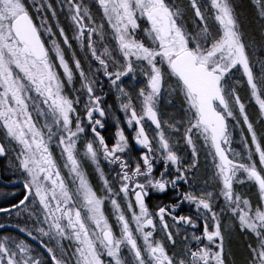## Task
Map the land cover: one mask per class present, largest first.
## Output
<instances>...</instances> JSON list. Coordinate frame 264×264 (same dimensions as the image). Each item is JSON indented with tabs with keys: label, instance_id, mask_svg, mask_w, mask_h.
<instances>
[{
	"label": "snow or ice",
	"instance_id": "obj_1",
	"mask_svg": "<svg viewBox=\"0 0 264 264\" xmlns=\"http://www.w3.org/2000/svg\"><path fill=\"white\" fill-rule=\"evenodd\" d=\"M0 264H264V0H0Z\"/></svg>",
	"mask_w": 264,
	"mask_h": 264
},
{
	"label": "trees",
	"instance_id": "obj_2",
	"mask_svg": "<svg viewBox=\"0 0 264 264\" xmlns=\"http://www.w3.org/2000/svg\"><path fill=\"white\" fill-rule=\"evenodd\" d=\"M246 4H250L251 0H245ZM247 11V9H246ZM242 242L239 240V237H233L232 241V249H233V255L229 257V259H237L236 253L238 252V248Z\"/></svg>",
	"mask_w": 264,
	"mask_h": 264
},
{
	"label": "flooded vegetation",
	"instance_id": "obj_3",
	"mask_svg": "<svg viewBox=\"0 0 264 264\" xmlns=\"http://www.w3.org/2000/svg\"><path fill=\"white\" fill-rule=\"evenodd\" d=\"M114 131H115L114 126L111 123H109L108 129H107V132H106V136L111 138L114 135ZM166 199L167 198L163 197V196L159 197V200H161V201H164Z\"/></svg>",
	"mask_w": 264,
	"mask_h": 264
}]
</instances>
